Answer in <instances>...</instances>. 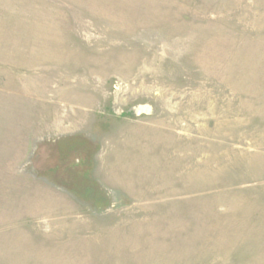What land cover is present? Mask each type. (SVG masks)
Wrapping results in <instances>:
<instances>
[{"label": "rangeland", "instance_id": "374dc122", "mask_svg": "<svg viewBox=\"0 0 264 264\" xmlns=\"http://www.w3.org/2000/svg\"><path fill=\"white\" fill-rule=\"evenodd\" d=\"M0 264H264V0H0Z\"/></svg>", "mask_w": 264, "mask_h": 264}]
</instances>
